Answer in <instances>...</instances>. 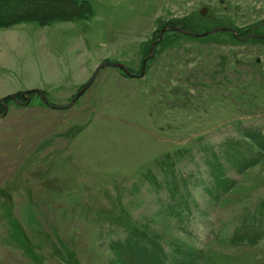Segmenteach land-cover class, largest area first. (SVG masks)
<instances>
[{
  "label": "rangeland",
  "instance_id": "obj_1",
  "mask_svg": "<svg viewBox=\"0 0 264 264\" xmlns=\"http://www.w3.org/2000/svg\"><path fill=\"white\" fill-rule=\"evenodd\" d=\"M73 1L0 26V264H264V0Z\"/></svg>",
  "mask_w": 264,
  "mask_h": 264
},
{
  "label": "trees",
  "instance_id": "obj_2",
  "mask_svg": "<svg viewBox=\"0 0 264 264\" xmlns=\"http://www.w3.org/2000/svg\"><path fill=\"white\" fill-rule=\"evenodd\" d=\"M28 1L37 3L36 4L37 10L33 9V11L24 12L23 11L24 9L21 8L20 6L21 4L27 3ZM3 5H6V7L4 6L5 9H2ZM41 8H48V9H54V10H59L60 8H62L61 10H69V12L67 13L68 15H72L74 13L72 12V10L75 11L79 9L81 11V9H83V11H85L86 13L90 9L88 4H77L73 0L71 1H68V0H0V26H7L10 24H14L16 22L25 21V19L43 21V20H40L41 18L39 17V14H38L39 12L38 10H41ZM48 16H49V19L51 18L54 19L56 17L57 18L58 17L70 18L68 16H63L61 13H57V12L53 14H49ZM191 28H188V30L192 31L193 29ZM187 36L194 38V36H191V35H187ZM263 38L264 37H261L260 39H263ZM251 39H258V38L251 37ZM251 137H255V136L252 135Z\"/></svg>",
  "mask_w": 264,
  "mask_h": 264
},
{
  "label": "water",
  "instance_id": "obj_3",
  "mask_svg": "<svg viewBox=\"0 0 264 264\" xmlns=\"http://www.w3.org/2000/svg\"><path fill=\"white\" fill-rule=\"evenodd\" d=\"M169 27H170V26H169ZM175 28H178V27H175ZM165 29H166V27L162 28L161 31H160V33H162ZM178 30H179V31H182V32H184V33H187V34L194 35V33L187 32V31H185V30H183V29H180V28H178ZM217 30H224V28H223V27H217V28H214V29H212V30H210V31H208V32H204V33H202L201 35H205V34H207V33H211V32L217 31ZM154 43H155V41H153V42L151 43V46H150V48H149V52H150V54L152 53V49H153V45H154ZM144 63H145V60L143 61V64H144ZM104 65H110V66H114V67L120 68V69H121L126 75L134 76V75L130 74L128 68H127L124 64H122L121 62H117V61H114V62L103 61V62H101V63H100L95 69H94L93 74H92V76H91L89 82H88L84 87H82V88L76 93V95L70 100V102H69L66 106H53V107H54V108H57V109L67 108V107H69V106L73 103V101H74V100H75V99H76V98H77V97H78V96L84 91V89H85V88H86V87L92 82V80H93V78H94V75H95L96 71H97L100 67H102V66H104ZM143 73H144V69H143V67H142L140 73H139L137 76H142ZM30 91H31V90H27V91H22V92L20 93V95H21L22 97L26 98V102L29 101V97L26 95V93H28V92H30ZM35 91L39 94V96L42 98V100L46 101V100L44 99V97H43V95L41 94L40 91H38V90H35ZM6 97H10V98H12V100H13L14 102H16V103H21V102H19V101L17 100V96H16V94H14V93H12V94H10V95H8V96H4L3 98H1L0 101H2L3 99H5ZM3 107H4V113H5L6 110H7V108H6L5 105H3Z\"/></svg>",
  "mask_w": 264,
  "mask_h": 264
}]
</instances>
